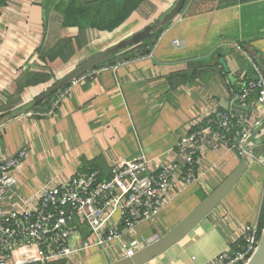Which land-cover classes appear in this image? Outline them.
<instances>
[{"label": "crops", "instance_id": "0c3cea01", "mask_svg": "<svg viewBox=\"0 0 264 264\" xmlns=\"http://www.w3.org/2000/svg\"><path fill=\"white\" fill-rule=\"evenodd\" d=\"M175 1L144 0L114 30L87 28L83 34L78 26L64 21L65 15L56 9L58 0H7L0 7V113L10 111L0 117V160L27 147L16 174L20 198L33 195L48 181L71 177L72 171L93 170L108 176L115 160H128L141 152L148 157L164 154L199 111L226 109L225 80L236 81L241 71L251 75L236 45L264 74V0H187L181 13L153 39L149 54L91 70L48 115H11L75 64L138 31ZM66 38L72 41L68 59L39 57V48L51 50ZM175 40L181 44L174 45ZM220 71L228 76L222 78ZM30 73H45L48 78L26 85ZM261 133H254L252 139L263 142L264 126ZM239 161L225 148L204 152L199 167L210 183L204 180L202 185L171 191V200L156 222L140 225L138 236L166 233ZM263 201L264 165L249 162L243 176L206 218L143 264H211L219 252L234 248L244 224L260 227ZM163 216L164 224L159 221ZM93 251L76 256L72 264H82ZM105 256V264L112 262ZM55 262L67 264L48 263Z\"/></svg>", "mask_w": 264, "mask_h": 264}, {"label": "built area", "instance_id": "2783aa9c", "mask_svg": "<svg viewBox=\"0 0 264 264\" xmlns=\"http://www.w3.org/2000/svg\"><path fill=\"white\" fill-rule=\"evenodd\" d=\"M173 43L181 44L178 40ZM235 47L250 65L251 75L241 71L236 81L225 80L227 108L199 111L185 124L176 144L162 155L148 157L141 152L128 160H115L108 176L91 170L65 180L54 179L25 199L16 191V174L27 147L1 159L0 264H72L76 256L95 248L112 261L131 257L157 238L136 235L140 225L156 222L171 200L170 192L203 184L199 162L204 152L225 148L247 164L264 165L257 148L261 139H252L254 133L262 135L264 126V74L251 56L239 45ZM86 74L60 90L49 108L28 109L17 117L52 113ZM260 231L256 224H244L234 248L219 252L211 264H244Z\"/></svg>", "mask_w": 264, "mask_h": 264}, {"label": "water", "instance_id": "95a60500", "mask_svg": "<svg viewBox=\"0 0 264 264\" xmlns=\"http://www.w3.org/2000/svg\"><path fill=\"white\" fill-rule=\"evenodd\" d=\"M186 2L187 0H176L160 17L144 25L138 31L121 39L110 47L81 60L66 74L56 78L44 87L43 90L37 93L29 106L32 107L43 102L48 97L58 93L75 78L90 72L103 63L115 64L133 59L139 55L149 54L150 49L141 51L136 50L142 43L149 40L156 31L171 23L181 13ZM225 108H227V104ZM9 114L10 111H6L0 113V117L8 116ZM257 148L264 150V142H260ZM247 168L248 164L244 158H241L238 165L207 193L206 196L174 227L146 244L131 257H123L106 264H143L178 243L222 202L228 192L246 172ZM244 264H264V225L261 228L254 251Z\"/></svg>", "mask_w": 264, "mask_h": 264}, {"label": "trees", "instance_id": "16d2710c", "mask_svg": "<svg viewBox=\"0 0 264 264\" xmlns=\"http://www.w3.org/2000/svg\"><path fill=\"white\" fill-rule=\"evenodd\" d=\"M7 0H0V7L6 4ZM52 2L56 0H51ZM144 0H58L56 4V9H59L64 15V21L67 24H73L78 26L80 33H84L87 28H95L97 30H107L112 31L118 27L124 20L134 11ZM49 2V0H48ZM164 28V27H163ZM163 28L156 31L152 38L142 43L138 50H144L150 48L153 45V39L157 38L159 33ZM72 41L68 38L61 39L57 42L56 47L51 50L38 49V55L44 61H53L55 58L59 57L62 60L68 59L72 54L71 51ZM105 64V63H103ZM101 64V65H103ZM100 65V66H101ZM99 67V66H98ZM220 76L222 78L228 76L225 71H220ZM48 78L45 73H30L25 81L26 85H32L42 82ZM57 93L48 97L43 102L30 107L23 106L14 109L11 115H16L28 109L33 110H43L44 105L50 104V101L55 97ZM45 108V107H44ZM264 142V138H263ZM264 153L261 148H258V153ZM262 155V154H261ZM264 155V154H263ZM263 157V156H262ZM264 158V157H263ZM90 171V170H89ZM264 224V201L262 206L261 218H260V228ZM46 264H64L60 262L46 263Z\"/></svg>", "mask_w": 264, "mask_h": 264}, {"label": "rangeland", "instance_id": "374dc122", "mask_svg": "<svg viewBox=\"0 0 264 264\" xmlns=\"http://www.w3.org/2000/svg\"><path fill=\"white\" fill-rule=\"evenodd\" d=\"M150 41V40H149ZM136 51H138V50H136ZM146 155L148 156V155H150V154H148V153H146ZM201 168H202V166H201ZM200 168V171H202V169ZM78 172H75V171H72V173H71V175L73 176V175H75V174H77ZM70 176V175H69ZM202 179H203V181L205 180L206 181V184H209L210 183V181H211V179H208V174H207V176H204L203 175V177H202ZM195 188H192L191 189V191L192 190H194ZM25 194H28V192H25ZM188 195H190V194H188ZM193 195H196V194H193ZM199 203V202H198ZM197 203V204H198ZM172 205L174 206V209H176L175 207V203H172ZM196 206V205H195ZM194 206V207H195ZM193 207V208H194ZM178 209H181V206L180 207H177ZM193 208H191L190 210H189V212L193 209ZM182 212V211H181ZM188 212V213H189ZM187 213V214H188ZM187 214H185L184 215V217L187 215ZM183 217V218H184ZM182 218V219H183ZM160 219H161V223L162 224H164V221H166V218H165V216H163L162 218H159V221H160ZM181 219V220H182ZM181 220H179L178 222H180ZM177 222V223H178ZM177 223H175V225L177 224ZM174 225V226H175ZM172 228V227H171ZM136 236H138V235H136ZM94 251L92 252V254L91 255H89L88 257H86V259L83 261V263L82 264H105V262H107V258H106V256H105V254H104V252H102V251H100V250H98L97 248H95V249H93Z\"/></svg>", "mask_w": 264, "mask_h": 264}]
</instances>
